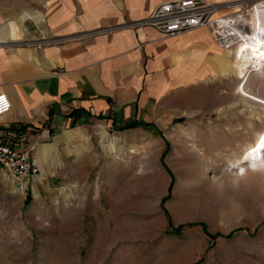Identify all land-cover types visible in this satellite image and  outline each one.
<instances>
[{"label": "rangeland", "instance_id": "obj_1", "mask_svg": "<svg viewBox=\"0 0 264 264\" xmlns=\"http://www.w3.org/2000/svg\"><path fill=\"white\" fill-rule=\"evenodd\" d=\"M44 1L0 0V46L45 30ZM217 4L241 26L264 0ZM208 31L215 70L182 103L170 96L133 129L97 122L32 188L0 176V264H264V62L241 80L239 40L220 47Z\"/></svg>", "mask_w": 264, "mask_h": 264}, {"label": "crops", "instance_id": "obj_2", "mask_svg": "<svg viewBox=\"0 0 264 264\" xmlns=\"http://www.w3.org/2000/svg\"><path fill=\"white\" fill-rule=\"evenodd\" d=\"M168 1L137 10L136 0H45V30L32 43L0 46V93L11 103L0 117V138L32 146L42 168L62 144L72 151L85 142L97 122L145 123L170 96L182 103L186 88L215 70L205 54L216 53L208 28L165 37L129 25ZM18 32L10 23L11 41ZM186 37L193 40L184 43Z\"/></svg>", "mask_w": 264, "mask_h": 264}, {"label": "built area", "instance_id": "obj_3", "mask_svg": "<svg viewBox=\"0 0 264 264\" xmlns=\"http://www.w3.org/2000/svg\"><path fill=\"white\" fill-rule=\"evenodd\" d=\"M220 5L207 0H172L155 7L144 19L129 24L136 31L152 28L165 37L200 28H210L220 47L229 48L237 40L231 26L237 27L235 17L220 15ZM239 40V39H238ZM264 68L256 66L255 70ZM11 103L7 95L0 93V117L8 114ZM14 180L24 191L41 182L42 171L33 154V147L14 145L0 138V176Z\"/></svg>", "mask_w": 264, "mask_h": 264}, {"label": "bare ground", "instance_id": "obj_4", "mask_svg": "<svg viewBox=\"0 0 264 264\" xmlns=\"http://www.w3.org/2000/svg\"><path fill=\"white\" fill-rule=\"evenodd\" d=\"M261 8L264 6L259 5L254 8L251 13V22L241 23V26L238 24L237 27L231 26V31L240 42L236 48V54L239 60L238 77L241 80L246 78L250 65L255 62H264V9L261 10ZM238 18L240 17L234 19ZM237 22L242 21L237 20Z\"/></svg>", "mask_w": 264, "mask_h": 264}, {"label": "trees", "instance_id": "obj_5", "mask_svg": "<svg viewBox=\"0 0 264 264\" xmlns=\"http://www.w3.org/2000/svg\"><path fill=\"white\" fill-rule=\"evenodd\" d=\"M139 126H146L144 122H131L123 125V129H133Z\"/></svg>", "mask_w": 264, "mask_h": 264}]
</instances>
